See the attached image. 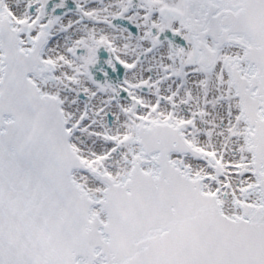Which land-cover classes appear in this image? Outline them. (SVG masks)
<instances>
[{
	"label": "snow or ice",
	"instance_id": "snow-or-ice-1",
	"mask_svg": "<svg viewBox=\"0 0 264 264\" xmlns=\"http://www.w3.org/2000/svg\"><path fill=\"white\" fill-rule=\"evenodd\" d=\"M0 264H264V0H0Z\"/></svg>",
	"mask_w": 264,
	"mask_h": 264
}]
</instances>
